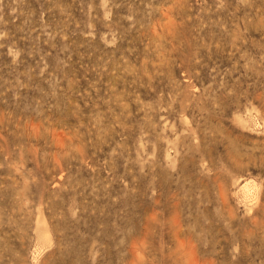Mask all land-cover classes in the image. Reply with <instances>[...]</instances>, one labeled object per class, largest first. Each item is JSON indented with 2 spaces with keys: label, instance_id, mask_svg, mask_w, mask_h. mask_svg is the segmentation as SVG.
<instances>
[{
  "label": "rangeland",
  "instance_id": "obj_1",
  "mask_svg": "<svg viewBox=\"0 0 264 264\" xmlns=\"http://www.w3.org/2000/svg\"><path fill=\"white\" fill-rule=\"evenodd\" d=\"M54 263L264 264V0H0V264Z\"/></svg>",
  "mask_w": 264,
  "mask_h": 264
},
{
  "label": "bare ground",
  "instance_id": "obj_2",
  "mask_svg": "<svg viewBox=\"0 0 264 264\" xmlns=\"http://www.w3.org/2000/svg\"><path fill=\"white\" fill-rule=\"evenodd\" d=\"M141 234H143V233H141ZM148 235H149V234H148ZM149 236H150V235H149ZM178 240H179V239H178ZM179 241H180V240H179ZM179 243H180V242H179ZM191 249H192V248H191ZM191 249H190V250H191ZM192 250H193V249H192ZM194 255H195V254H194ZM192 257H194V256H192ZM195 258H196V257H195ZM189 259H190V258H189ZM193 259H194V258H192V261H194ZM67 263H68V261H67ZM54 264H55V263H54ZM188 264H189V263H188Z\"/></svg>",
  "mask_w": 264,
  "mask_h": 264
}]
</instances>
